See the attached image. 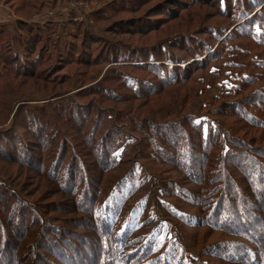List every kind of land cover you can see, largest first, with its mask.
<instances>
[{"label": "rangeland", "instance_id": "1", "mask_svg": "<svg viewBox=\"0 0 264 264\" xmlns=\"http://www.w3.org/2000/svg\"><path fill=\"white\" fill-rule=\"evenodd\" d=\"M11 2L0 24L15 33ZM44 2L25 23L68 13L84 29L52 26L54 57L76 39L46 63L65 95L9 93L0 69V264H264V193L233 203L240 148L264 146V0ZM28 155L74 175L30 171Z\"/></svg>", "mask_w": 264, "mask_h": 264}, {"label": "trees", "instance_id": "2", "mask_svg": "<svg viewBox=\"0 0 264 264\" xmlns=\"http://www.w3.org/2000/svg\"><path fill=\"white\" fill-rule=\"evenodd\" d=\"M12 2L10 3L12 11L14 12L15 16L18 17L14 21V26H15V33L12 32L11 27L8 23L0 24V65L2 66L0 69L4 70H12V73L10 75L9 71L7 74H1L2 79L6 80V85L8 87V92H13V91H18V90H31L29 93H44L45 95L49 94L50 97L54 95H65L69 89H65L64 87L66 86V77L64 76L63 78L61 77L59 81L56 82L55 78H52L51 76H48L50 74V69L46 71V63L48 61L55 63V66L53 67L56 68L60 67L57 64L58 62H65L67 61L69 55L74 53L76 46L75 42L71 40L70 42L66 43L63 48H61L58 57H54L52 55V52L50 50V37L52 35V23L46 24L45 26H35L30 23H25V19H29L31 14L35 11L40 10L39 8L43 9H51L52 4L49 3L46 6V2H41V0H16L17 2ZM51 1H58V0H51ZM176 6V4H173ZM221 10V9H220ZM94 16V15H93ZM73 22V21H72ZM72 27H74L77 31V33H80L84 28V26L81 23H71L70 24ZM87 35H92V31L90 29H85L84 32ZM17 36V38H16ZM78 34H74L72 37L77 38ZM227 42V40L225 41ZM224 42V43H225ZM223 43V44H224ZM82 48V47H81ZM85 48V47H84ZM89 49V48H88ZM218 52V50L214 51L212 54L208 56V58L200 61V67L198 70H203L204 73L207 71H211L209 69L210 62L214 60L215 55L214 53ZM5 54V55H4ZM92 56L94 58L93 63L91 60L82 61L85 63L84 65L86 66H99L100 62V55L95 56L94 53H92ZM53 59V60H51ZM91 59V57H90ZM82 60L79 58L78 61ZM116 60V59H115ZM113 62H118V61H113ZM148 64L144 65H136L135 68H147ZM126 66V65H123ZM190 67L182 68V69H172V70H177V72H181L182 70L192 72L193 68L192 65H189ZM198 66V65H197ZM50 68V67H49ZM155 69L157 68H164L163 64H160V66H154ZM175 68V67H174ZM169 70V69H167ZM196 71V70H194ZM194 71L192 73H194ZM8 75V76H7ZM54 75V74H53ZM56 77V75L54 76ZM187 78V77H186ZM58 79V78H57ZM189 80V78H188ZM181 81V80H180ZM185 81H181V83H184ZM83 84V83H81ZM177 83H171L170 81H167L163 83V86H172L176 85ZM53 98V97H52ZM29 101V100H26ZM50 103V102H49ZM48 104V103H47ZM29 104H21L17 108L16 114L17 115L23 108L28 107ZM247 124H250L252 126L255 125H263L262 122H260V118L257 115H254L253 117H250ZM247 126V125H246ZM42 128L38 129V133H41ZM261 137V136H260ZM48 143H50L49 147H54L55 141L53 139L49 140ZM13 147H10L9 151H11ZM12 152H6L5 155L3 156L2 159L7 158L8 155H10ZM239 156H241L243 160V164L240 165H234L236 170L238 169L241 171V175H243L244 180L242 181L243 188L241 186H237L239 189H243V192L238 194V195H233L235 198L233 203H237L239 205V202H236V199L241 198L243 201V196L246 194H252V199L256 197V194L254 193L257 191L258 193L263 192L264 193V146H260L258 150H256V147H253L252 150H250L248 147H241L239 151ZM244 159V157H246ZM24 157L22 160L27 159L28 162L27 168L31 170H39L40 172L43 171V169L55 173V174H62L64 175V172H72L74 173L75 167L74 165L71 164H66L62 168L63 165V160H59L60 166L57 169L54 166V163L51 165L45 164L43 162H40L39 164L34 161V159L31 156H21ZM17 161H15L17 164L25 163V161H21L17 158H15ZM236 163V162H235ZM34 164L36 167H34ZM244 165V166H243ZM24 166V165H23ZM226 166L223 168V171H225L227 178H222V176H219L221 179L218 182L220 183L219 185H227L230 187L234 185V183L231 181L229 178V175L227 174ZM217 168H214V174H211L212 177H217L220 175L221 172L217 171ZM71 174V173H70ZM74 175V174H71ZM210 180V179H209ZM245 191H248L249 193H245ZM241 192V190H240ZM255 196V197H254ZM224 197V195L222 196ZM228 201H233L234 198H231V195L227 196ZM234 205V204H233ZM112 253V252H111ZM108 254V255H111ZM105 254V253H104ZM42 259V257H40ZM115 260V261H114ZM41 261V260H40ZM44 262V261H41ZM113 264H126L122 258H115L113 261H110ZM31 264V262H29ZM38 264V261L37 263Z\"/></svg>", "mask_w": 264, "mask_h": 264}, {"label": "crops", "instance_id": "3", "mask_svg": "<svg viewBox=\"0 0 264 264\" xmlns=\"http://www.w3.org/2000/svg\"><path fill=\"white\" fill-rule=\"evenodd\" d=\"M1 2H2V4H4L5 3V0H0V6H1ZM3 8V7H2ZM13 12V11H12ZM13 14V18H14V21L16 20V19H18V17H16L15 16V14H14V12L12 13ZM66 16V17H65ZM69 16H70V14H68V13H64V15H63V17H64V19H63V17L61 18V19H59V17H56V18H50L49 19V21H52V25L54 26V27H58V29H61L60 27V23H65L66 22V24L64 25V26H68V27H70V23L72 22V21H77V20H75V19H73L72 20V18H69ZM9 18V17H8ZM11 18L12 17H10L9 19L11 20ZM8 19V20H9ZM70 19V20H69ZM8 20H6V22H9ZM35 19H32L31 20V24H34L33 22H37V21H34ZM0 21H1V19H0ZM2 22H4V21H2ZM5 22V23H6ZM13 25H14V23H13ZM60 26V27H59ZM65 29V28H64ZM14 30H15V26H14Z\"/></svg>", "mask_w": 264, "mask_h": 264}]
</instances>
